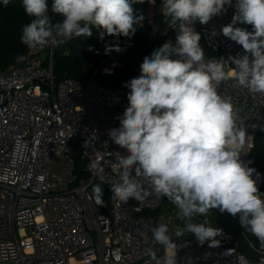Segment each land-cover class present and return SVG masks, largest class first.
<instances>
[{"label":"built area","instance_id":"built-area-1","mask_svg":"<svg viewBox=\"0 0 264 264\" xmlns=\"http://www.w3.org/2000/svg\"><path fill=\"white\" fill-rule=\"evenodd\" d=\"M226 9L207 25L196 21L193 27L201 35L205 60H220L231 71L230 58L245 52L222 34L234 15L232 5ZM143 16L135 26L153 38L173 33L176 39L177 25L162 14V0H145ZM55 49L29 50L25 60L0 71V264H163L165 249L152 240L151 231L159 223L168 226L175 247L167 254H176V264H238V243L225 229L219 228V246L209 247L208 241L201 245L195 234L186 232L188 221L176 207L159 212L166 197L151 194L122 202L113 196L111 183L120 181L122 171L119 158L128 153L108 132L120 126L130 89L104 85L97 76L112 73L120 62L111 54L89 78L58 79ZM218 93L231 100L236 126L245 132L237 150L251 167L255 135L264 129V94L250 92L234 78L222 81ZM80 156L86 160L87 178L77 173ZM131 175L151 191L135 168ZM252 178L260 189L263 174L256 170ZM97 180L109 193V213L90 191ZM204 221L215 227L209 213L192 220Z\"/></svg>","mask_w":264,"mask_h":264},{"label":"clouds","instance_id":"clouds-1","mask_svg":"<svg viewBox=\"0 0 264 264\" xmlns=\"http://www.w3.org/2000/svg\"><path fill=\"white\" fill-rule=\"evenodd\" d=\"M0 2L7 6L11 0ZM144 2L52 0L49 7L48 0H22L32 19L22 27L21 43L29 50L59 47L73 38L92 36L93 29L99 30L101 40L106 34L131 38L134 26L144 20L133 5ZM226 5L232 0H162V14L177 25L175 43L169 41L145 56L141 75L124 85L130 89L129 106L118 117L120 126L108 135L128 155L119 158L120 181L111 183V191L122 202L151 194L166 197L188 221L186 232L195 234L201 245L210 242L209 247L219 246L216 237L222 230L207 226V221L193 223L194 217L213 209L233 217L240 214L242 227L259 241L258 264H264V193L252 178L256 170L240 159L237 149L244 144L245 132L236 126L231 100L218 93L222 81L234 78L250 92L264 94V0H237L231 23L221 29L245 52L230 58L231 71L220 60H205L201 35L193 27L196 21L207 25L227 11ZM57 15L62 20L54 22ZM238 22L252 30L235 27ZM121 50L106 46L105 54ZM134 168L147 178L150 192L132 177ZM92 191L95 203L104 207L102 186L96 184ZM151 231L152 240L165 249L163 264H176V254H167L175 247L167 224L159 223ZM237 258L238 264H250L243 255Z\"/></svg>","mask_w":264,"mask_h":264},{"label":"trees","instance_id":"trees-1","mask_svg":"<svg viewBox=\"0 0 264 264\" xmlns=\"http://www.w3.org/2000/svg\"><path fill=\"white\" fill-rule=\"evenodd\" d=\"M236 2L237 0H232V11L234 14L237 11ZM48 4L51 7L52 0H48ZM143 5L144 3L133 5L134 9H136V15H143ZM31 19L25 13L22 0H11L7 6L0 2V71H5L10 66L19 64L21 61H18L17 58L19 56L25 57L29 52L27 46L21 43L20 37L22 35V27L28 24ZM60 20H62V17L53 16L54 22ZM239 25L249 31L252 30L251 25L241 23ZM134 27L136 31L131 38L106 34L101 40L99 30L93 29V35L90 37L73 38L59 47L56 46L54 75L58 79L64 76L76 79L89 78L105 59L114 54V58L119 60L120 65L112 73L99 74L97 79L102 84L115 89L127 88L124 86L126 82L141 75L140 65L145 56H150L153 51L158 50L169 41L173 44L175 43V35L173 33L153 38L147 29L138 26ZM106 46H118L122 50L118 53L111 51L110 54H105ZM89 48L92 50L90 51ZM76 163L77 173L83 178H87V172L83 168L86 163L85 158L83 156L77 157ZM250 165L264 176V129L255 135V147L250 155ZM259 191L264 193V181ZM262 199H264V196H262ZM164 206L176 207L167 198ZM208 213L216 228H223L234 236L241 255L246 257L251 263L258 261L260 255L251 248L249 241L253 242L257 248H259V241L242 227L240 214L233 217L226 211L221 213L219 209L210 210Z\"/></svg>","mask_w":264,"mask_h":264},{"label":"rangeland","instance_id":"rangeland-1","mask_svg":"<svg viewBox=\"0 0 264 264\" xmlns=\"http://www.w3.org/2000/svg\"><path fill=\"white\" fill-rule=\"evenodd\" d=\"M74 144L76 143V141L75 140H73L72 141ZM96 184H100L101 185V182L99 181V180H97L96 181V183L94 184V185H96ZM102 186V185H101ZM102 188H103V193H104V195H103V199H104V201H105V205H104V207H101V206H99L100 208H102V210L104 211V212H106V213H109V211H110V209H111V203H110V200H109V193H108V191L102 186ZM93 187L90 189V191H91V193L93 194ZM173 207H171L170 208V206H164V204H163V206L161 207V209L159 210V212H163V213H167L168 211H170L171 209H172ZM148 213H145V215H147ZM93 236H94V238H95V240L97 239V236H96V233H93Z\"/></svg>","mask_w":264,"mask_h":264},{"label":"water","instance_id":"water-1","mask_svg":"<svg viewBox=\"0 0 264 264\" xmlns=\"http://www.w3.org/2000/svg\"><path fill=\"white\" fill-rule=\"evenodd\" d=\"M122 93H125V91H122Z\"/></svg>","mask_w":264,"mask_h":264}]
</instances>
